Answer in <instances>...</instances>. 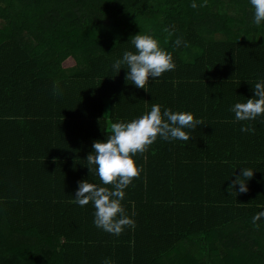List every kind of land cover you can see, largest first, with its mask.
<instances>
[{"label":"trees","instance_id":"obj_1","mask_svg":"<svg viewBox=\"0 0 264 264\" xmlns=\"http://www.w3.org/2000/svg\"><path fill=\"white\" fill-rule=\"evenodd\" d=\"M191 2L0 0V264H264V117L229 110L264 78V23L248 0ZM140 31L175 63L145 89L111 69ZM152 104L202 123L133 157L121 203L135 227L112 235L74 193L100 183L92 143ZM238 167L254 170L245 193L228 189Z\"/></svg>","mask_w":264,"mask_h":264},{"label":"clouds","instance_id":"obj_2","mask_svg":"<svg viewBox=\"0 0 264 264\" xmlns=\"http://www.w3.org/2000/svg\"><path fill=\"white\" fill-rule=\"evenodd\" d=\"M248 4L253 9V24L260 26L264 23V0H248ZM199 6L203 7L204 3ZM190 7H198L196 0H192ZM164 31L168 37L172 35L169 29L165 28ZM130 42L135 51H124L111 64V69L116 73L122 68L127 70V83L145 89L150 77L156 80L175 68L172 54L161 48L152 35L140 31L130 38ZM180 43L179 39L175 41L176 45ZM252 91V98L231 105L229 110L234 114L235 121H254L258 117H264V78L257 79ZM201 123L200 119H194L191 112L172 111L168 108L161 112L159 104H152L150 111L130 121L112 122L107 138L94 141L91 145L92 152L86 158L90 173L98 177L100 183L79 181L73 203L84 207L91 202L95 210L93 224L106 233L119 236L125 227L134 228V220L126 215L121 203L125 198L124 190L140 172L133 157L137 153L143 154L158 136L169 142L189 141L191 136L186 130L194 131ZM240 131L254 133L255 129L242 124ZM238 168L240 174L235 175L228 189L234 191L238 185L235 192L245 193L248 191L246 182L253 177L254 170ZM261 217H264V211L253 216V223ZM103 264H112V261L105 259Z\"/></svg>","mask_w":264,"mask_h":264},{"label":"rangeland","instance_id":"obj_3","mask_svg":"<svg viewBox=\"0 0 264 264\" xmlns=\"http://www.w3.org/2000/svg\"><path fill=\"white\" fill-rule=\"evenodd\" d=\"M228 264L230 263V264H242V263H236L235 261H233V260H229L228 259V262H227ZM243 263L244 264H248L247 262H245L244 260H243Z\"/></svg>","mask_w":264,"mask_h":264}]
</instances>
